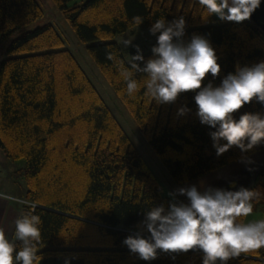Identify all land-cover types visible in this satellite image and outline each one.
Returning a JSON list of instances; mask_svg holds the SVG:
<instances>
[{"label": "trees", "instance_id": "1", "mask_svg": "<svg viewBox=\"0 0 264 264\" xmlns=\"http://www.w3.org/2000/svg\"><path fill=\"white\" fill-rule=\"evenodd\" d=\"M53 1L177 185L264 150V144L248 151L234 146L217 156L209 135L215 129L196 116L194 92L163 105L143 88L129 97L119 66L107 59L111 52L130 66L113 39L137 26L133 17L150 28L158 19L184 16L191 27L189 40L193 34L205 36L219 57L221 73L215 79L209 75L203 84L219 86L237 65L264 61V29L256 22L207 16L198 0ZM43 16L38 0H0V38L8 42L9 55L0 61V150L7 160L23 162L22 200L34 204L33 214L42 220L40 264H202L200 251L173 260L158 250L155 260L143 261L122 243L135 234L146 211L161 204L167 209L173 200L163 195L160 181L77 57L61 48L62 34L50 23L24 30ZM142 54L141 67L153 56L151 51ZM183 106L190 112L178 115ZM246 112L264 115V105L254 100L234 117ZM251 189L261 194L254 206L264 207V172ZM29 203L21 202L18 218L32 211ZM12 242L18 252L21 242L15 236ZM229 263L264 264V248Z\"/></svg>", "mask_w": 264, "mask_h": 264}, {"label": "clouds", "instance_id": "2", "mask_svg": "<svg viewBox=\"0 0 264 264\" xmlns=\"http://www.w3.org/2000/svg\"><path fill=\"white\" fill-rule=\"evenodd\" d=\"M207 16L215 15L221 21L241 23L249 20L260 7L261 0H198ZM139 25L143 19L133 17ZM186 20L179 16L171 21L161 18L148 29L156 38L151 48L152 58L144 61L139 45L125 67L111 52L107 59L119 66V74L126 83V93L134 97L141 88L144 94L158 105L173 104L183 93L194 92L197 105L196 116L203 125L215 131L209 133L216 155L220 156L232 147L242 151L264 144V115L246 112L238 119L234 114L254 100L264 105V61L245 66H236L234 73L227 74L219 86L203 82L211 75L221 73L219 57L210 41L202 35L193 34L185 42ZM128 48L133 41L123 40ZM143 74L137 79V74ZM190 112L187 106L178 109V115ZM225 141V143H221ZM173 202L152 206L144 213L138 230L127 236L122 243L131 254L143 261L155 260L159 252L175 260L179 254L189 251L203 253L202 264H228L242 253L264 248V220L243 223L240 218L253 213L255 200L260 192L240 187L226 190L211 186L200 190L196 185L177 188L169 193ZM184 196L187 203L176 201ZM13 199L12 197H5ZM32 211L15 221V237L21 242L20 250L7 238L0 228V264H38L43 258L38 255L41 241V217ZM149 233L148 237L143 235ZM15 253V255H14ZM65 264H69L66 260Z\"/></svg>", "mask_w": 264, "mask_h": 264}, {"label": "rangeland", "instance_id": "3", "mask_svg": "<svg viewBox=\"0 0 264 264\" xmlns=\"http://www.w3.org/2000/svg\"><path fill=\"white\" fill-rule=\"evenodd\" d=\"M44 10V16L37 20L35 23L28 25L24 30H33L37 27H41L45 24H52L64 37L65 45L61 48L70 49L79 60L95 86L100 91L106 105L112 110L118 120L122 123L126 133L135 144L139 152L143 155L145 161L150 166L153 173L156 175L163 187V195L173 197L169 193L174 192L180 186L177 185L165 165L163 164L160 157L148 143L147 139L139 129L138 125L134 121L131 114L127 111L123 103L117 97L110 84L104 78L99 68L94 63L93 59L88 53L87 45L82 44L78 41L70 28L68 22L56 6L53 0H38ZM216 19L215 15H213ZM144 25H137L132 31H128L124 34L118 35L113 40L120 44L123 48L124 56L127 60L131 59V55H135V45H139L142 52L151 51V48L156 43V38L152 36ZM191 27L186 26L184 40L189 41V33ZM131 40L133 46L126 48L122 41ZM8 42L2 43L0 38V61L7 58ZM58 48V49H61ZM56 50V49H55ZM23 162H11L7 160L0 150V191L10 194L11 196L23 197L26 191V184L24 177L22 176ZM176 201H183L187 203L181 196L175 197ZM264 219V208L255 207L253 213L245 218V223L255 222ZM44 248H55V247H43ZM52 261H49L51 264ZM40 264V262L38 263ZM62 264V260L59 261ZM70 264V263H69ZM228 264H230L228 262Z\"/></svg>", "mask_w": 264, "mask_h": 264}, {"label": "crops", "instance_id": "4", "mask_svg": "<svg viewBox=\"0 0 264 264\" xmlns=\"http://www.w3.org/2000/svg\"><path fill=\"white\" fill-rule=\"evenodd\" d=\"M263 172L264 150L180 187L196 185L200 190H203V188L211 186L233 191L240 187L251 189L258 176ZM5 197H12L13 199H6ZM181 197L187 201L186 197ZM21 200L22 197L11 196L0 191V228L4 229L10 242L15 236V221L21 211Z\"/></svg>", "mask_w": 264, "mask_h": 264}, {"label": "water", "instance_id": "5", "mask_svg": "<svg viewBox=\"0 0 264 264\" xmlns=\"http://www.w3.org/2000/svg\"><path fill=\"white\" fill-rule=\"evenodd\" d=\"M250 19L264 29V0H261L260 7L252 14Z\"/></svg>", "mask_w": 264, "mask_h": 264}, {"label": "built area", "instance_id": "6", "mask_svg": "<svg viewBox=\"0 0 264 264\" xmlns=\"http://www.w3.org/2000/svg\"><path fill=\"white\" fill-rule=\"evenodd\" d=\"M21 202L29 203V202L24 201V200H21ZM29 204H32V203H29ZM32 205L35 206L34 204H32Z\"/></svg>", "mask_w": 264, "mask_h": 264}]
</instances>
